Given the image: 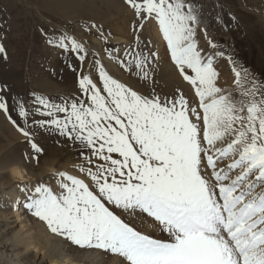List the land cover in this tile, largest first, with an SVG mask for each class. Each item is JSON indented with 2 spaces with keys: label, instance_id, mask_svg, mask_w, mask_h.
Instances as JSON below:
<instances>
[{
  "label": "snow or ice",
  "instance_id": "snow-or-ice-1",
  "mask_svg": "<svg viewBox=\"0 0 264 264\" xmlns=\"http://www.w3.org/2000/svg\"><path fill=\"white\" fill-rule=\"evenodd\" d=\"M124 3L133 40L104 53L135 85L111 75L75 35L43 29L78 73V94L21 96L0 84V112L29 145L27 163L39 168L46 158L40 131L63 138L79 161V175L57 169L35 183L22 179L12 210L118 264H264V81L228 55L236 87L220 83L225 52L195 0ZM147 23L157 25L191 96L179 86L157 90L160 55L142 38ZM83 28L107 44L102 25ZM0 54L7 59L2 43Z\"/></svg>",
  "mask_w": 264,
  "mask_h": 264
},
{
  "label": "rangeland",
  "instance_id": "rangeland-1",
  "mask_svg": "<svg viewBox=\"0 0 264 264\" xmlns=\"http://www.w3.org/2000/svg\"><path fill=\"white\" fill-rule=\"evenodd\" d=\"M112 1L114 0L110 1L109 4L111 6H109V8H111V10L114 12V15L102 17L104 18L103 22H99L94 18H92V20L77 18L80 16H71L69 17V19L66 16L62 17L61 15H53L48 10H44L46 14L42 16L39 11H35V9H33L35 11V16L38 22L36 27L39 29H43L44 32L48 33H51L53 30H55L57 32L68 31L70 34L75 35L78 39L85 42V45L89 49L90 53L98 52L100 54L99 58L101 62L106 65L111 75L119 78L122 82H128L135 85V79H130L129 75L124 73L104 53L105 47L111 46L123 48L125 45L130 44L133 40L132 24L134 23V18L132 11L128 6L125 5L124 0H115V3ZM195 2L201 6V10L203 13L202 19L204 21V25H206L207 27L208 33L216 43L222 46L221 50L225 52V57L217 58L218 70L221 73L220 83L223 84L226 88L236 87L234 83L235 77L232 72V65L228 62L227 59L228 55L233 56L235 60L239 61L244 67H247L252 73H254L259 80L264 81L263 45L260 44V40L257 39V37L253 38L249 36V34L243 29V25L241 26L238 23L237 18L235 17L236 10L247 9L243 8V5H241V7L231 6L225 3L223 0H196ZM93 4L95 7L98 6V3L96 2ZM3 13V0H0V25H2L0 32V43H4L6 53H8L7 59H4L2 57L3 54H0V84L9 85L12 94H19L21 96H27V94L31 92H36L37 94H43L48 97L54 98L62 96H74L78 94V73L74 72L73 74L75 75L68 77L67 71L68 73H71V70H69L67 64L65 66L58 67V69H54L56 73H64L67 82V85L64 87L66 91H53L52 93H44L36 90V88L34 87V80L47 66V59L45 55L41 54L43 50L35 47V44H31L26 53L24 51L20 53L21 57L18 55L17 45L14 44L13 41L10 42L12 38H16V34L11 33L10 30L6 31L7 34L6 32H3V25L5 26V28H9V20L8 18L6 20V17H4ZM86 22H94L98 25H102L105 35L107 36V44L103 39L98 38L99 34L96 33L95 30H92L91 33L84 30L83 25ZM40 32L41 33L38 40L43 43V49H49L52 52L55 51L53 52L54 61L61 63L64 59L65 63L68 57H62L56 49L50 47L47 43H45V35L42 33V31ZM109 33L111 35H108ZM142 38L145 40H150L152 42L151 47L154 51H158L160 55V68L156 76V80L158 81V86L156 85L157 90L162 93H171L179 86L188 96H191L192 93L189 91L186 82H183L181 80L182 84H185L182 85L181 83L173 81V79H175L176 77H180L174 69V66L170 60V54L166 51V42L163 40L162 34L158 31L157 25L155 23H147L146 27L143 29ZM199 39L201 46L207 47V41L204 39L202 32L200 33ZM35 52L40 53V56L32 57L31 54H35ZM84 71L88 72L87 62H85ZM0 115L3 117L2 112H0ZM12 115L15 119L16 114L13 113ZM6 123L3 122V125L7 126L9 129L3 126L2 131V129L0 128V136H2V132L4 136L3 143H0L1 145H3V162L4 164L9 166L8 169L3 170V173H11L10 168L15 164H20L28 172L36 174L40 173V171H42V168L51 166L54 171L59 169L68 171L73 175H79L78 171L74 168V165L79 163L76 158L78 154L72 149L70 144L64 141L63 138L43 131L37 133V142L44 147L46 157L49 156V152L52 150V153L57 152L58 160H56L55 162H49L48 164H45L46 162H48L47 160L44 162L42 161L41 166L39 168H36L33 164L27 163L25 160V153L30 151L29 145L26 143L25 138L7 119ZM10 129L14 134L16 133L19 136L18 140L7 141L5 139V132L8 130L10 131ZM5 157H8V160H5ZM47 177L48 176L42 175L32 183H35L40 179H47ZM9 180H11L10 175L6 177L3 182H8ZM30 219L37 222V224L40 223L45 226L42 222L33 218L32 216H30ZM143 228L144 230L146 229L148 231H151V229L148 228L147 224H145ZM46 231L50 232L47 227ZM59 238L60 237L56 236V238L54 239L58 241ZM102 254L105 255V258H107V260L114 258V256L110 254Z\"/></svg>",
  "mask_w": 264,
  "mask_h": 264
},
{
  "label": "bare ground",
  "instance_id": "bare-ground-1",
  "mask_svg": "<svg viewBox=\"0 0 264 264\" xmlns=\"http://www.w3.org/2000/svg\"><path fill=\"white\" fill-rule=\"evenodd\" d=\"M110 1L111 0H3V14L6 20L7 18L9 20V28H5L3 25V32L10 30L11 33L16 34V38H12L10 42L13 41V43L17 45L18 55L20 56V53L23 51L26 53L31 44H35V47L43 50L41 54L45 55L47 59V66L34 80V87L37 91L44 93L66 91L64 87L67 85V82L64 73L61 72L62 76L60 72L59 74L54 71V69L66 65L64 59L61 63L55 62L53 56V52L55 51L52 52L49 49H43V43L38 40L41 29L36 27L38 22L35 11H39L42 16L46 14L44 10H48L53 15H61L62 17L66 16L69 18L71 16H80L77 18L87 20H92V18H94L99 22H103L104 18L102 17L114 15V12L109 8V6H111L109 4ZM223 1L235 7H241V5H243V8L247 9L236 10L235 17L238 23L241 26L243 25V29L249 36L253 38L257 37V39L260 40V44L263 45L264 50V0ZM95 2L98 3L96 7L93 4ZM112 2L115 3V0ZM33 9H35V11ZM1 27L2 25H0V32ZM31 56L38 57L40 53L35 52V54H31ZM73 73L72 71L71 73L67 71L68 77L75 75ZM173 81L182 84L181 79L178 77L173 79ZM3 122L6 123L4 114L3 117L0 115V128L2 131L3 126L9 129L7 126L3 125ZM1 135L0 143L2 144L4 138L3 132ZM5 139L7 141H16L19 139V136L16 133L14 134L10 129V131L8 130L5 132ZM1 144L0 264H118V258L116 257L107 260L105 255L101 252L81 250L71 245L69 242L63 241L61 238H59L58 241L55 240V235L46 231V227L42 224H37V222L30 219V215L25 211L22 210L21 212H17L12 210V202L21 195L16 185L21 182L22 179L25 182L32 183L42 175L48 176L54 170L51 166H46L41 169L42 171H40V173L36 174L28 172L20 164H15L13 165L14 167L12 166L10 168L11 173H3V170L8 169L9 166L3 162V145ZM57 157V152L52 153L51 150L49 156L42 161L44 162L47 160L48 162L45 164H48L49 162L58 160ZM5 160H8V157H5ZM9 175L11 176V180L3 182ZM5 205H7V207H5Z\"/></svg>",
  "mask_w": 264,
  "mask_h": 264
}]
</instances>
